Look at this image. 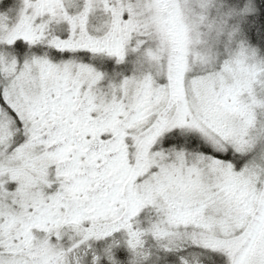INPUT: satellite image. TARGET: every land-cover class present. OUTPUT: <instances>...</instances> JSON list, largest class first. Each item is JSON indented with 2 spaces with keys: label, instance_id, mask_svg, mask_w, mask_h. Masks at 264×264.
<instances>
[{
  "label": "snow or ice",
  "instance_id": "obj_1",
  "mask_svg": "<svg viewBox=\"0 0 264 264\" xmlns=\"http://www.w3.org/2000/svg\"><path fill=\"white\" fill-rule=\"evenodd\" d=\"M0 264H264V0H0Z\"/></svg>",
  "mask_w": 264,
  "mask_h": 264
}]
</instances>
